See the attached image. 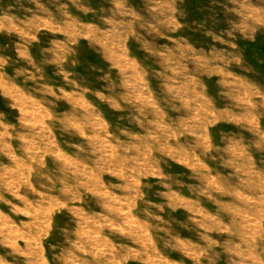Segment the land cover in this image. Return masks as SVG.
<instances>
[{
    "label": "rangeland",
    "instance_id": "1",
    "mask_svg": "<svg viewBox=\"0 0 264 264\" xmlns=\"http://www.w3.org/2000/svg\"><path fill=\"white\" fill-rule=\"evenodd\" d=\"M0 264H264V0H0Z\"/></svg>",
    "mask_w": 264,
    "mask_h": 264
},
{
    "label": "crops",
    "instance_id": "2",
    "mask_svg": "<svg viewBox=\"0 0 264 264\" xmlns=\"http://www.w3.org/2000/svg\"><path fill=\"white\" fill-rule=\"evenodd\" d=\"M8 135H10L8 123L0 120V141L6 139Z\"/></svg>",
    "mask_w": 264,
    "mask_h": 264
}]
</instances>
